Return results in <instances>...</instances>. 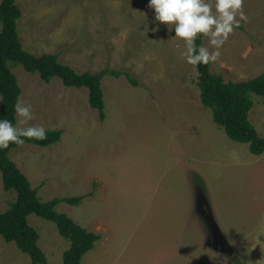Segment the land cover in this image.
<instances>
[{"label":"rangeland","instance_id":"374dc122","mask_svg":"<svg viewBox=\"0 0 264 264\" xmlns=\"http://www.w3.org/2000/svg\"><path fill=\"white\" fill-rule=\"evenodd\" d=\"M1 2V0H0ZM17 31L23 49L58 53L78 73L106 68L124 77H104L105 121L88 104L86 89L59 79L44 83L22 67L12 69L20 101L33 118L17 127L60 130L59 143L21 144L9 158L38 190L39 198L80 196L58 212L101 235L83 264H264V154L232 142L202 107L195 66L185 45L166 25L155 26L148 0H17ZM240 20L211 64L226 82L264 71V0H243ZM239 19V14H237ZM147 28L149 29L147 31ZM202 47L216 51L204 36ZM250 123L264 138V99L251 96ZM1 105V100H0ZM231 153H236L233 157ZM202 198L215 228L197 209ZM15 194L3 189L0 213ZM28 224L39 235L47 264H62L69 244L55 226L35 215ZM0 264H30L0 237Z\"/></svg>","mask_w":264,"mask_h":264},{"label":"trees","instance_id":"16d2710c","mask_svg":"<svg viewBox=\"0 0 264 264\" xmlns=\"http://www.w3.org/2000/svg\"><path fill=\"white\" fill-rule=\"evenodd\" d=\"M17 0L0 2V119H8L17 127L18 117L14 105L20 100L21 88L12 69L16 66L30 74H36L44 83L59 79L67 88L86 89L88 104L98 114L100 122L105 121V102L102 90L104 77L124 76L132 86L139 87L136 78L125 71L106 68L97 73H78L73 68L59 62V54H33L23 49L17 31L21 12ZM204 36L196 39L197 47H202ZM198 73L197 87L202 107L211 111L212 121L224 130L229 140L248 145L254 156L264 154V138L250 123L249 114L253 108V95L264 99V71L249 80L226 82L221 75L211 72V64L195 66ZM62 131L46 130V139H26L23 144L48 147L60 142ZM18 145L0 150V175L3 189L15 194L13 203L0 213V237L6 244L16 248L30 259V264H47L45 254L38 246L39 235L27 221L30 215L53 224L59 236L68 242L69 247L62 255V264H83L82 257L95 248L101 235L82 228L66 214L57 210L59 204L78 206L83 198H54L43 201L37 189L10 160L9 153ZM232 264H245L235 255Z\"/></svg>","mask_w":264,"mask_h":264},{"label":"clouds","instance_id":"9594fccd","mask_svg":"<svg viewBox=\"0 0 264 264\" xmlns=\"http://www.w3.org/2000/svg\"><path fill=\"white\" fill-rule=\"evenodd\" d=\"M243 0H148V8L153 11L155 26L151 31L159 30L166 25L174 31L173 39L185 45L186 62L193 66L214 62L218 49L223 46L234 27H239L240 20H246L242 9ZM239 14V19H237ZM149 29L147 28V31ZM198 36L209 38V44L216 49L197 47ZM14 112L21 123L33 118L31 107L18 100ZM26 139H46L43 126L16 127L8 119H0V150L7 149L11 144L21 145ZM233 157L236 153H231Z\"/></svg>","mask_w":264,"mask_h":264},{"label":"water","instance_id":"95a60500","mask_svg":"<svg viewBox=\"0 0 264 264\" xmlns=\"http://www.w3.org/2000/svg\"><path fill=\"white\" fill-rule=\"evenodd\" d=\"M197 209L200 212V214L204 217V219L208 222V225L212 228H215V224L212 221L211 213L209 210L208 205L202 198H198L197 200Z\"/></svg>","mask_w":264,"mask_h":264}]
</instances>
